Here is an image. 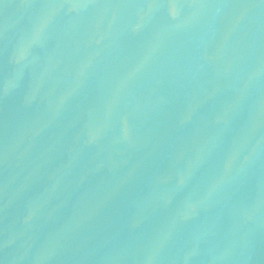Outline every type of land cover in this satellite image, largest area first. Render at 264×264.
<instances>
[{"label": "water", "instance_id": "obj_1", "mask_svg": "<svg viewBox=\"0 0 264 264\" xmlns=\"http://www.w3.org/2000/svg\"><path fill=\"white\" fill-rule=\"evenodd\" d=\"M0 264H264V0H0Z\"/></svg>", "mask_w": 264, "mask_h": 264}]
</instances>
